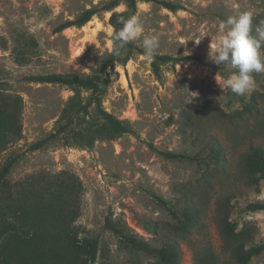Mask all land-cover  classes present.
Returning a JSON list of instances; mask_svg holds the SVG:
<instances>
[{
    "label": "rangeland",
    "instance_id": "rangeland-1",
    "mask_svg": "<svg viewBox=\"0 0 264 264\" xmlns=\"http://www.w3.org/2000/svg\"><path fill=\"white\" fill-rule=\"evenodd\" d=\"M107 1L0 0V93L17 94L22 102L20 138L0 153V166L8 156L16 157L4 185L14 195L32 180L46 181L60 171L77 177L82 193L74 225L79 237L98 240L92 264H160L106 229L107 219L151 245L174 242L180 249L178 264H236L219 233L218 210L229 198V219L238 230L247 228L248 245L264 240V209H245L249 203H264V179L247 184L242 166L250 147L264 149V73H254L256 89L239 96L219 86L236 70L212 59L220 22L237 10H252L255 35L264 20V0H166L179 5L173 11L153 0H137L132 10L126 0H118L80 27L54 31L59 23ZM125 11L127 18L141 17L145 35L159 37L155 55L187 58L159 63L156 75L152 59L145 58L143 37L131 42L127 61L107 67L99 82L100 107L130 131L99 138L90 146L80 145L68 132L30 150L56 129L73 91L26 77L91 73L112 50L111 13ZM80 97L87 101L90 92L81 90ZM98 119L92 104L72 128L85 138L89 121ZM211 148L218 149L217 158H208ZM164 151L201 160L168 159ZM158 197L178 210L194 209L191 226L175 230ZM151 223L156 224L154 233L145 229ZM249 264H264V251Z\"/></svg>",
    "mask_w": 264,
    "mask_h": 264
},
{
    "label": "trees",
    "instance_id": "trees-1",
    "mask_svg": "<svg viewBox=\"0 0 264 264\" xmlns=\"http://www.w3.org/2000/svg\"><path fill=\"white\" fill-rule=\"evenodd\" d=\"M129 7L134 10L137 0H126ZM147 1V0H146ZM161 6L176 10L179 5L166 0H153ZM118 4V0H109L98 7L84 9L73 19L65 20L54 27V31L84 25L99 10H110ZM129 11L111 13L109 23L113 27L112 50L99 59L91 73L78 75L74 73H47L30 75L26 78L39 83L60 84L69 87L73 94L67 104L62 108L56 120V129L45 138L29 146L30 150L42 147L49 140L71 132L80 145L90 146L95 140L103 137H112L129 132L127 124L117 119L112 113L102 109L99 105V82L102 73L107 67L115 63H124L129 58L132 43H128L116 54L113 47V36L122 25L118 23L121 18L127 19ZM20 54V51L17 50ZM187 57H172L169 55H155L151 66L158 75L159 63L180 61ZM81 90L89 91L90 97L83 101L80 97ZM21 98L17 94L0 93V153L7 146L20 138L21 123ZM92 104L98 112V122L89 121L86 127V137L82 138L81 132L72 128L75 120L84 113ZM208 155L210 159L217 158L219 151L211 148ZM163 156L173 160H195L200 162L197 155L176 153L172 151L161 152ZM16 160L15 156H8L0 166V264H92L98 253L97 238L82 236L74 221L78 216V198L82 193V185L77 177L67 175L63 171L51 175L48 180L42 178L32 180L24 190L11 195L4 185V179ZM242 166L246 175L247 184H258L264 179V149L261 146H252L243 155ZM159 202L165 206L174 219L175 230H187L192 224L194 209L185 207L178 210L171 207L166 201L158 197ZM229 198L225 197L218 210L219 233L232 260L236 264H249L251 259L264 251V240L257 244L248 245L251 239L247 228L237 229V222L229 219ZM246 210H263L264 203H249ZM109 229L121 238L134 250L143 251L152 255L160 264H178L180 249L174 242L168 240L160 246L149 244L143 239L134 238L110 220L105 222ZM148 232L156 231V224L151 223L145 227Z\"/></svg>",
    "mask_w": 264,
    "mask_h": 264
},
{
    "label": "clouds",
    "instance_id": "clouds-1",
    "mask_svg": "<svg viewBox=\"0 0 264 264\" xmlns=\"http://www.w3.org/2000/svg\"><path fill=\"white\" fill-rule=\"evenodd\" d=\"M254 16L255 13L252 10H237L226 20L220 22V35L217 37L215 55L212 59L216 65L227 64L236 70L224 78L219 86L221 89H231L239 96L256 89L257 82L254 73H264V51H262L264 20L259 22L255 35H253ZM118 23L122 27L113 36V47L116 54H119V51L128 43L143 37L142 47L145 58H154L159 48V37L155 34L145 35L144 22L139 15H132L127 19L121 18Z\"/></svg>",
    "mask_w": 264,
    "mask_h": 264
}]
</instances>
